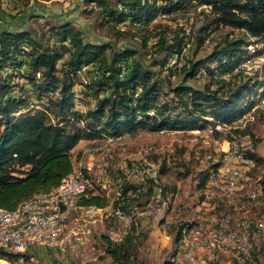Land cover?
Wrapping results in <instances>:
<instances>
[{"label": "trees", "instance_id": "trees-1", "mask_svg": "<svg viewBox=\"0 0 264 264\" xmlns=\"http://www.w3.org/2000/svg\"><path fill=\"white\" fill-rule=\"evenodd\" d=\"M90 2L98 7L102 24L120 25L130 21L132 25L137 23L141 26L154 20L158 14L170 15L188 7H205L212 17L210 25L229 27L242 34L231 40L226 37L222 46H216L212 55L205 59L189 62L186 66L185 56L183 65L173 68L182 69L185 80L194 79L200 73L209 75L211 80L203 90L179 85L159 97L160 86L158 80L153 79L154 72L142 64L136 52L122 50L109 59L104 55L106 46L84 43L80 32L66 24L55 28V46L46 47L23 31L0 28L1 209L14 211L22 202L56 189L61 179L72 173L71 150L81 140L118 136L139 128L187 131L204 126L212 128L215 123L232 128L246 111L254 107L256 101L252 95L264 96V84L252 86L250 80L239 81L238 84L230 82L241 73L230 76V80L217 77L222 75L220 73H230L241 62L251 43L249 40L254 44L264 42V0H161L159 4L158 0ZM204 39L200 37L198 42L202 43ZM147 41V37L143 38V49ZM185 45L184 32L169 41L159 34L152 47L155 52L164 53L160 68H170V61L180 55ZM66 54L68 59L62 62L59 70L57 65ZM18 56L22 61L17 60ZM210 62H216L218 68L212 70ZM87 65H94L98 78L92 79L85 87L86 94L95 98L94 105L81 113L74 109L72 89L80 83L77 71ZM121 65L124 67L123 79L119 78ZM6 67L12 70L4 75L1 72ZM18 79L22 80L25 88L20 87L18 95L14 96L11 92L18 84L13 82ZM210 85L216 87L211 89ZM30 99L43 104L44 109L21 112V109L29 107ZM46 99L47 104H44ZM212 133L215 137L219 134L216 131ZM230 133L227 134L229 141L252 136L249 130L240 127L230 129ZM247 156L258 165L262 164L253 152H247ZM164 171L165 165H162L158 177ZM208 174L200 184L203 191ZM204 198L203 193L199 200ZM80 203L106 204L103 199L82 200ZM211 204L215 207L211 213L227 214L222 202L211 200ZM249 205L242 203L228 211H246ZM174 228L176 248L171 260L163 264H175L173 259L177 252L179 228L173 225L171 230ZM141 244V238L132 235L114 245L105 238L104 255L109 264H131Z\"/></svg>", "mask_w": 264, "mask_h": 264}, {"label": "rangeland", "instance_id": "rangeland-1", "mask_svg": "<svg viewBox=\"0 0 264 264\" xmlns=\"http://www.w3.org/2000/svg\"><path fill=\"white\" fill-rule=\"evenodd\" d=\"M159 3L161 0H158ZM0 11L2 13L0 28L13 32L23 31L39 41L43 47L55 46L56 40L53 32H56V27L66 24L80 32L84 43L106 46L107 50L104 55L109 59L113 54L122 50L136 52L137 57H141L142 64L149 71L154 72L153 79L158 80L160 86L159 97L163 93H170V89L179 85H188L203 90L211 80L209 75L203 73L194 79L185 80L182 69L160 68L164 53L162 51L155 52L152 47L159 34L169 41L176 34L184 32L189 45L186 47L184 55V57L186 56V66L189 65V62L211 56L216 50V46H222L226 37L231 40L242 34L241 31L229 27L210 25L212 17L209 15V9L205 7H188L184 11H177L170 15L158 14L154 20L147 24H141V26L137 23L132 25L130 21L120 25L102 24L103 20L99 15L98 7L90 0H0ZM145 37L148 41L143 49L142 40ZM200 37L205 38L202 43L198 42ZM249 42L251 43L246 48V54L237 64L244 66L239 72L241 75L231 80V83L238 84L239 81L244 83L250 80L252 86L264 84V42L258 44L252 43L254 42L252 40ZM175 58L176 56L171 61H174ZM67 59L68 54L59 61L57 65L59 70L62 68V62ZM153 60L156 64H153ZM90 67L89 65L88 68ZM210 68L215 70L218 68V64L210 62ZM5 72L8 73V70H2L1 73ZM13 74L16 72L14 71ZM220 74L222 75H218V78L230 80L229 72ZM13 83L18 84V87H13L11 93L18 94L19 88L24 87L22 80L18 79ZM215 87V85H210L211 89ZM259 96L252 95L256 103L259 98L264 97ZM94 102V97L86 95V98L80 101V107L85 113L92 108ZM238 127L242 130H249L252 135L236 139L238 144L249 146L251 152L261 159L262 164L260 165L264 166V109H259L253 113L250 110L246 111L232 128L231 126L225 127L218 132L217 137L209 132L210 128L205 126L198 130L187 131L168 129L151 131L147 128H139L127 130L118 135L117 139L108 144L99 154H91L89 147L94 144H104L103 137L90 142H81L71 153L73 171L82 170L84 173H88L91 179L97 180L99 176L101 177V171L107 168L110 170V178L115 181L117 178L113 168L121 163H149L154 170H157V173L160 172L161 166L165 165V171L159 174L157 182L165 188L166 192L179 188L181 197L179 204L183 208L182 219L196 220L198 212H201L202 216H205L206 213V211L202 213L205 208L198 204L199 198L203 194L202 187H200L202 179L219 163L223 151L230 142L227 139L230 129ZM255 174L256 172H253V175ZM238 212H229L226 208V213L232 215L233 218L248 217L252 220H259L264 213V195L258 203H250L246 211ZM146 222L140 225L136 235L137 238H141L142 244L138 245L137 257L131 264H163L166 260H171L172 253L176 248L173 243L176 229L161 232L158 219H150ZM103 226V228L101 227L102 232L106 233L108 226L106 224ZM97 239L94 244L95 251L88 255L89 258L92 257L93 261H88L86 264H109L108 258L103 253L105 242L102 239L105 237L97 236ZM252 247L253 261L250 264H264V253L259 242L253 241ZM38 250L36 248L29 254L35 255L39 264H55L54 256L51 253H48L44 261L39 260ZM84 251L87 253V250L84 249ZM229 260L231 261V258ZM227 261L228 259L223 257L219 264H227ZM74 262L73 264H77Z\"/></svg>", "mask_w": 264, "mask_h": 264}, {"label": "built area", "instance_id": "built-area-1", "mask_svg": "<svg viewBox=\"0 0 264 264\" xmlns=\"http://www.w3.org/2000/svg\"><path fill=\"white\" fill-rule=\"evenodd\" d=\"M185 46H189L188 42ZM186 47L171 61V68L183 65ZM17 60L22 61V57L18 56ZM90 66L77 71L80 83L72 89L74 109L81 113L84 111L80 101L87 95L85 87L98 78L94 65ZM243 67L235 65L229 76L236 75ZM120 69L119 78L123 79V65ZM4 70L10 73L12 69L6 67ZM28 103L29 107L21 112L44 109L43 104L31 99ZM256 109H264V97L258 99L251 113ZM225 127L215 123L209 132H220ZM115 139L117 136H105L104 144H94L89 151L99 154ZM249 151V146H241L236 139L228 143L218 166L209 172L203 191L205 198L198 203L205 208L202 212L206 211L205 216L198 212L196 220L182 219L179 188L166 192L157 182V170L149 163L114 166L115 181L107 168L97 180L82 170L72 171L52 192L36 195L14 211L0 208V264H39L36 256L29 254L36 248L55 249L63 257L55 264L74 261L86 264V254L95 251L91 239L96 226H108L106 238L114 245L127 236H136L140 225L150 219L159 220L161 232H167L173 225L179 228L175 264H217L220 255L231 258L230 264H250L252 241L259 242L264 253V213L259 220L211 213L215 208L211 200L222 202L230 210L242 203H258L263 197L264 166L250 159ZM92 199H103L106 204L80 203Z\"/></svg>", "mask_w": 264, "mask_h": 264}, {"label": "crops", "instance_id": "crops-1", "mask_svg": "<svg viewBox=\"0 0 264 264\" xmlns=\"http://www.w3.org/2000/svg\"><path fill=\"white\" fill-rule=\"evenodd\" d=\"M84 141H86V140H81V141H79V142L75 145V147L71 150V153H73L74 149H75L76 147H78V146L80 145L81 142H84ZM86 142H90V141H86ZM87 169H90V168H87ZM101 227L103 228L104 226H103V225H98V226H96V227L94 228V230H93V231H94V232H93V236H92V239H91V245H94V244L96 243V240H98V239H97V236H101V238H103V237L106 238V233H105V232H104V233L102 232L103 230L101 229ZM98 233H99V234H98ZM101 233H102V234H101ZM106 239H107V238H106ZM102 240H104V242H105V239H102ZM104 244H105V243H104ZM37 249H39L38 252H37V254H38L39 260H41V261H44L45 258H47L48 253H51V254L54 256V260H55V262H58V261L62 260V258H63L61 255H59V254L56 252L55 249H48V248H37ZM103 250H104V249H103ZM103 253H104V252H103ZM89 254L91 255V254H93V253L89 252V253L87 254L86 260H88V261H93V260H92V257H91V258L88 257ZM220 257H221V258H220ZM223 257H226V258L228 259L227 264H230L229 257L226 256V255H220L217 264H219V261L222 260ZM88 261H87V262H88ZM108 261H109V259H108ZM72 264H73V263H72ZM220 264H221V263H220Z\"/></svg>", "mask_w": 264, "mask_h": 264}]
</instances>
